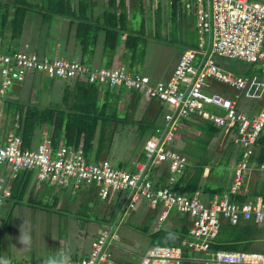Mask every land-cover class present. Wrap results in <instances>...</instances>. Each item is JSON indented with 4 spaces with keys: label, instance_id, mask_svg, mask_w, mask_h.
I'll use <instances>...</instances> for the list:
<instances>
[{
    "label": "built area",
    "instance_id": "built-area-1",
    "mask_svg": "<svg viewBox=\"0 0 264 264\" xmlns=\"http://www.w3.org/2000/svg\"><path fill=\"white\" fill-rule=\"evenodd\" d=\"M166 1L169 5L176 2L186 10L194 8L198 44L196 49L182 50L165 82L151 85L147 78L130 75L124 67L92 70L77 61L41 57L25 51L7 54L0 47V120L6 90L23 82L31 73L62 81L80 78L89 84L110 88L122 86L126 91L161 102L169 109L158 139L146 141L144 161L136 162L131 171L115 168L108 160L85 161L81 145L77 149H53L46 134L39 144L30 148L22 147V139L14 131L0 138V169L13 179L25 173L34 176L37 187L45 182L73 189L96 184L100 200L108 199L112 193L128 192L124 212L134 210L139 199L145 200L152 209L160 207L154 231L163 226L168 213L173 210L187 216L190 223L188 237L180 246H149L137 264H182L185 250L195 255L208 252L222 220L230 225L248 221L264 224V200L261 197L238 203L223 194L204 202L198 196L171 190L176 176L188 164L184 155L172 149L178 135V119L191 115L219 130L217 140L220 146L232 142L241 150V158L231 169L230 194L240 196L244 193L251 172L264 173V158L252 166L249 162L258 149V139L264 135V76L241 78L222 69L213 59L218 56L246 63L264 61V0ZM262 73L264 75V69ZM210 81L233 89L245 100L258 103V110L249 114L242 111L236 102L238 95L229 99L210 91ZM160 164H166L169 176L164 187L156 188L146 171L150 165ZM209 171L210 167H204L202 177H208ZM10 194L11 187L1 175L0 202L8 199ZM112 230L113 226H110V231H99L88 254L70 258L71 264H107L111 258L108 246L112 239L115 240ZM8 264L43 262L9 261ZM213 264H264V253L217 251L213 254Z\"/></svg>",
    "mask_w": 264,
    "mask_h": 264
},
{
    "label": "trees",
    "instance_id": "trees-1",
    "mask_svg": "<svg viewBox=\"0 0 264 264\" xmlns=\"http://www.w3.org/2000/svg\"><path fill=\"white\" fill-rule=\"evenodd\" d=\"M9 4L0 1V39L2 43L0 47L7 54L19 51L12 47V43L20 39V35L24 32L26 20L30 13L33 19L30 29L32 37L31 46L29 45V47L31 48L29 51H23L28 54L38 55L35 52L39 50L45 57H48L47 55L53 52L49 44H55V41H57L54 40L53 34H59L61 31L55 28L57 26L55 24L57 20L71 18L67 23L68 28L65 30L66 34L70 33L76 20L70 6V0H11ZM83 24V22L77 23L79 26L76 34H78V37H84V43L88 47L89 41L85 37V34L89 33L83 30ZM107 33L105 41L110 44V41H107V39L111 38L113 40V46L115 47L117 33L110 30ZM4 42H7V45H3ZM45 47H49V51H46ZM117 67H124L127 70V66ZM38 76L40 75L34 76L35 80L31 83L33 88L37 86V82L39 81ZM36 80L37 82L35 84ZM62 84L61 102L63 108L56 105L43 106L34 101L32 102L30 99L23 101L14 96L4 98L3 124L0 127V138L3 134L14 131L22 139V147L30 148L37 129L46 127L50 134L53 149H57L60 146L76 147L82 140L83 156L88 160L90 158L91 148H93L92 142L98 129L97 148L94 151V161L97 162L100 154L109 149L114 133L110 132L107 134L106 127L112 123L117 125L121 121L117 119V116L119 102L123 98L116 95L112 96L111 88L108 85H104L107 88L100 90L96 84H84V81L80 78H74ZM112 88L122 89L124 93L126 92L128 94L133 93V91H126L122 86ZM207 92L210 93V91ZM118 93L120 92L118 91ZM138 127L141 132L145 129L143 124H140ZM178 133L182 137L183 146L177 151L184 156L187 155L188 164L183 172L176 176V180L171 188L173 192L188 196H197L204 193L208 195L205 201L202 200L204 202L211 200L214 196L223 194H227L232 201L238 203H243L250 199L254 200L258 197L264 200V173L259 172L256 174L258 180L254 181L252 187L249 190L245 189L244 193L240 196L230 194L231 180L226 183L223 180H218L213 183L215 184L213 189H207V183H211L209 181L207 182V180L209 177H213L214 169L210 165V155L215 151L209 150L212 141L213 147H217L222 154L215 163L216 168L224 167L231 171L232 167L241 158V150L232 142H227L223 146H220L217 140L219 130L212 124L191 115L187 118L178 119ZM257 144L258 149H256V152H254L249 161L251 166L253 163L259 164L263 161L264 135L258 139ZM207 166L210 167L209 175L203 178L202 172L204 167ZM165 171L166 175L164 174V176H166L167 182V176H169L167 167ZM253 172L256 173V171ZM27 180L25 181L27 182ZM25 181L21 184V186L23 185V191L19 194L15 193V186H18L19 181L13 183L15 185L12 187L13 190L9 199L12 201L21 199L25 192V186H27ZM155 187L160 188L159 186ZM189 227L190 223L187 216L180 215L173 210L168 213L163 226L159 230L149 234L150 245L180 246L181 241L188 237ZM263 230L264 224L257 225L252 221L239 222L236 225L222 222L217 237L211 241L208 252L204 254L213 253L217 250L246 252L260 239ZM222 233L226 234V239L223 241H221L223 239ZM187 254L188 251L185 250V258ZM204 254L196 255L202 256ZM192 262V260L186 259L182 264H192Z\"/></svg>",
    "mask_w": 264,
    "mask_h": 264
},
{
    "label": "rangeland",
    "instance_id": "rangeland-1",
    "mask_svg": "<svg viewBox=\"0 0 264 264\" xmlns=\"http://www.w3.org/2000/svg\"><path fill=\"white\" fill-rule=\"evenodd\" d=\"M129 2V23L131 25V28L135 32L139 31V34H134V36L139 39L137 41L138 47L137 49H134V55L137 60H141L144 56L143 64H136L137 66L135 67V71L141 75H145L152 82L163 81L167 78L169 70L176 63L178 53H182V47L188 46V44H186V40L197 47L195 44L196 35L193 32V22L191 19H189L190 17H187L188 19H184V15L178 17L177 14H175L176 9L168 6L166 0H129ZM7 4L10 5L8 2ZM142 6H144V8ZM143 22L146 31H140ZM188 22L190 26H185V24ZM184 26L186 27V30L184 29ZM65 30L66 29H63V31ZM63 31H60L59 34H65V32ZM204 38L207 39L206 36ZM204 47H207L206 41ZM54 51L56 52L57 50ZM54 51L47 56L60 57V52L57 51L59 54H55ZM213 59L222 69L232 73L235 76L247 79L264 76L262 73V70L264 69V61H258L256 63H246L237 59H228L218 56H213ZM65 60L67 59L65 58ZM194 65H196V63ZM37 74H39L40 76H38L39 81H35V84L37 82L36 87H49V83L55 84L51 87V91H44L39 96V99L37 98V100H39V102L40 100L43 101L44 105H48V103L57 101L59 99L57 87L59 88L61 81H53L44 74ZM31 83L32 80L30 81L29 79H27L26 83L21 86L22 93L20 95V98L23 101L26 99L28 92H30L29 87ZM105 88L107 87H104L103 89ZM209 89L210 91L219 92L229 99H233L235 95H238L239 98L236 99L237 105L242 111L247 112L248 114L256 112L259 108L258 103L243 99L240 93H237L233 89L228 88L227 86H224L218 82L210 81ZM12 91L13 94L14 92L17 93L18 88L9 86L6 90V93H8L9 95ZM111 91L112 96H120L124 101L129 100V103L133 102V108H135L136 110H143L142 112L134 111V113L130 111V119L136 121V116L138 115L139 117L141 114L143 115V113H145V110H147V113L144 114L145 118H147L144 119V121L147 122L145 123V129L147 132H145V134L143 135V141H145L147 138L157 140L159 137L158 131H160V128L163 125L164 115L170 113L167 106L157 101H146L145 99H143L142 97H138V95L134 93H124V91L119 88H112ZM118 91L120 93H118ZM31 93L32 101L35 102V95H37V93H35L34 90H32ZM124 101L121 100L119 102L121 111L123 110ZM121 102H123V104H121ZM120 116L121 115L117 116L118 120H122L121 118H119ZM150 116L151 119L154 118L153 121H150ZM0 121H3V111ZM178 137L179 138L177 139V141L172 145L173 150H179L183 146L181 136ZM212 142L209 146V150L215 151L210 155V165L211 167L213 166L214 169L213 177L211 176L207 180V182H211L207 183V189H213L215 187V184L213 183L218 180H223V182L225 183L231 180L230 169L228 170L224 167H215L216 161L220 156H222V154L219 152L217 147H213ZM129 145H131V140L128 141V146ZM185 157H187V155H185ZM87 161L89 162V159ZM156 173L160 177H163L164 174L166 175V171L164 169L156 171ZM257 173L258 172L250 173V176L246 182V189L249 190L252 187L253 182L258 180V176L256 177ZM157 175L155 174L154 176L156 177ZM29 176L32 180H27V182L25 181L27 185L25 186V191L29 192L30 194L28 196L30 199L27 202L32 207L41 206L38 210L41 211V213H35L36 218L35 216L27 218L22 214L18 216V218H16V210H12L11 206L13 201L11 199H8L2 200L0 202V245L1 247L5 248L3 249L5 250V253H2L0 257H4V261L8 260L5 256L9 255V252L12 253V255L15 256V258H17V260L20 262H43L47 259L59 260V253L66 254L64 242H66V244L68 245V250H71L73 252L72 254L67 253L66 255H68L69 257L75 256L74 258H77L78 256L83 257V255L89 252L90 244L92 240L98 237L97 235L99 234V231H110V226L112 224L114 225L115 222L117 224V228L115 230H112V233L113 236H116V240L112 239L110 241V244L108 246L110 252H112V245L124 247L127 244H136L135 240L140 239V237H136L135 239V234L137 231L136 227L143 219V216L140 214L141 207L143 205H140V202L136 204V210L126 211L125 214L120 218V220L118 219L119 222L116 221L118 218L116 213L119 208L122 207L123 201L125 200L128 192L112 193L109 195L108 199L100 200L99 198H97V195L95 193L96 185L80 187V189L72 190L70 188L50 185L45 182L40 187H37L34 176ZM14 182H16V180ZM23 182L20 183L22 184ZM21 184H17L18 186H15V193L19 194L23 191V185L21 186ZM197 196L204 201L208 197V195L204 193ZM58 197H60V201H63L62 205H60ZM57 200L59 202V205H57ZM21 201L26 202L23 196L21 197ZM144 206L145 209L148 208L146 205ZM46 209L51 210L54 216H50L51 212H48ZM110 215L112 216L110 217ZM37 216H40L41 219L37 220ZM74 216L80 217V219H75ZM57 218H59L58 222ZM25 219L28 222L25 226L26 230L30 231L32 237L31 246L28 250H22L21 248L23 246L19 244L17 240L19 236V228L23 224ZM90 219L92 220L90 221ZM97 221H100L101 223ZM222 222H224V220H222ZM147 227L149 228V232L147 233L146 231L145 233L151 234V225L149 223L147 224ZM98 229L100 230L97 232ZM73 234L75 235L71 237V235ZM139 234L142 235V233L140 232ZM222 238L223 239L221 241L226 239L225 233H222ZM136 241L138 248L143 245L142 241ZM147 244L151 246L150 242ZM57 247L59 249L56 250L55 248ZM72 247L76 248L73 249ZM54 249L56 250V252L53 251ZM246 252H264V230L260 239L255 242ZM127 257H129V254H127ZM133 257L135 260L136 256Z\"/></svg>",
    "mask_w": 264,
    "mask_h": 264
},
{
    "label": "crops",
    "instance_id": "crops-1",
    "mask_svg": "<svg viewBox=\"0 0 264 264\" xmlns=\"http://www.w3.org/2000/svg\"><path fill=\"white\" fill-rule=\"evenodd\" d=\"M0 1L3 3L4 2H6V3L11 2V0H0ZM167 5L170 6L171 8L176 9L175 14H177L178 17L181 15H184V19H188L187 17H190L189 19H191L193 22V32L196 35V43L195 44L197 46L198 36H197V32L195 30V10H194V8L193 9L191 8L190 10H186L184 7H182V5H178L176 2H173L170 5L169 4H167ZM70 6L72 9V12L74 13V16L76 17V20L72 19L75 21H74L73 27L70 30V33L66 34V32L63 31V32H65V34H53V36L55 38L54 40H57V41H55L56 42L55 44H52V43L49 44L50 49H53V51L57 50L60 52L59 58L65 57L68 61H77V62L83 64L84 66H86L87 68L92 69V70H94V69H112V68H115L117 66H127L126 68H127L130 75H139L141 77H145V78H147L149 84H151V85L156 84L158 82H165L169 79L173 69L175 68V66L177 64V61H178L179 56H180V52L178 53L176 63L169 70L167 78L163 81H157V82L153 81L152 82L145 75H141L135 71V67L137 66L136 64H141V63L143 64L144 56H143V58L141 57L142 58L141 60L140 59L137 60L135 55H134L135 54L134 49H137V47H138L137 41L139 40L136 36H134V34H139V31L135 32L131 28V25L129 23V17H128V7L130 6L129 0H70ZM149 6H150V4H149ZM142 7L144 8V6H142ZM141 10H142V8H141ZM30 16H31V13L28 15V18L26 20V25L24 28V34L20 35V39L18 41H15L12 43V47L16 48L19 51H23V50L29 51V49L31 48V47H29V45L31 46L32 34H29V33H30V29H31V26L33 23V19H32V16L31 17ZM69 19L71 20L70 17L68 19L57 20V23H55V24H57V26L55 25L56 26L55 28H58L61 31H62V29H67L68 28L67 23L70 21ZM79 22L84 23L83 24V27H84L83 30L87 31L89 33V34H85V37H87L88 41H89L88 47H86V45L84 43V37H82V38L78 37V34H76L77 28L79 26V25H77V23H79ZM52 23L54 24V22H52ZM185 26H190L189 22L186 23ZM185 26H184V29L186 30ZM27 30H28V32H27ZM109 30L112 32L115 31V33H117V36H116L117 40L115 43V47L113 46V40L111 38L107 39V41H110V44L105 41L106 34H108L107 32ZM141 30L146 31L145 27H144V22H143V25L141 26L140 31ZM191 33H192V30H191ZM105 42H106V45H105ZM1 44L2 43H1V39H0V46H1ZM186 44H188V46L182 47V50H184V49H196L197 48V47H195V45H192V43H189L188 40H186ZM3 45H7V42H4ZM45 50L49 51V47H45ZM57 51L56 52L54 51V53L59 54ZM35 53L43 56L42 52L39 50ZM65 58H63V59H65ZM37 75H39V74H33V73L28 74L25 77L24 81L21 82L20 84L11 85L12 87L18 88L17 94L15 92H14V94H11V93H13V91H12L9 95H8V93H6L5 98H7V96H14V97H18L19 99H21L20 98V95L22 93V91H21L22 87L21 86H23V84L26 83L27 79H29L30 81L31 80L34 81L35 80L34 76H37ZM62 83L63 82L60 83L59 88L57 87L59 99L57 101H54V102L51 101L52 103H48V105H50V106L56 105V106L63 108V105L61 102L62 89H63ZM49 84H50L49 87L43 86L44 89L42 88V86L33 88L32 85H30V87H29L30 92H28L26 99L32 100L31 91L34 90V92L37 93V95H35V102L45 106L43 104V101L40 100V102H39V100H37V98L39 99V96L44 91H46V90L51 91L52 90L51 87L54 86L55 84H53V83H49ZM84 84H87V82H84ZM97 87L100 90L104 88V86H99V85H97ZM38 92H39V94H38ZM133 93L138 95V97H142L136 92H133ZM130 94H132V93H130ZM142 98L145 99L146 101L148 100L144 97H142ZM122 101H124V100H122ZM148 101H154V100H148ZM121 104H123V102H121ZM127 104H131V105L126 106ZM124 106H123V110L121 111V108L119 105V111H118V115H121L119 118H121L122 120L119 121V123L117 125H115V123H112L106 127L107 134L110 132L111 133L114 132V133L112 135L111 144H110L109 149L100 154L97 162H100L101 160H108L112 164V166H114L115 168L123 169L126 171H131L133 169V165L136 162L144 161V145H145L147 140H150V138H147L145 141H143V135L147 131H146V129H144L141 132V130L138 127L140 124H143V126H145V123H147L144 121V119H147V118H145V115H144L145 113H147V110H145V113H143V115L141 114L139 117L137 115L135 118L136 121H134L133 119H130V111L132 113H134V111H136V112L141 111L142 112L143 110H136L135 108H133V102L129 103V100L124 101ZM167 114H169V113H167ZM150 119H151V116H150ZM153 120H154V118H152L150 121H153ZM163 123H164V121H163ZM2 124H3V121H0V127L2 126ZM97 131H98V129H97ZM97 131H96V136L94 137V140L92 142L93 148H91L92 150H91V154H90V158H89V162H92V163H97L94 161V156H95L94 151L97 148V146H96L97 145V143H96L97 142V134H98ZM6 134H8V133H6ZM6 134H3L2 137H4ZM44 134H46L50 138L49 131L47 130L46 127L37 129L34 141L32 143V147H34L36 144H38L40 142L41 137ZM158 134H160V131H158ZM129 140H131V145L128 146ZM175 141H177V139ZM82 143L83 142L81 140V142L78 143V146L82 145ZM104 144L106 145V143H104ZM132 145H133V147H132ZM85 161H87V160L85 159ZM166 167H167L166 164H160V165H156V166L150 165L147 168V171H146L147 176L149 177L150 180H152V182L154 183L155 186H159V187L165 186L166 176L163 175V177H160L157 175L156 171H160L161 169L166 170ZM155 174L157 175L156 177L154 176ZM1 175L6 179L7 183L10 185L11 192L13 190V188H12L13 185H15V184H13V182L15 180L20 181V182H23L26 179H28L29 181L32 180L31 177L29 175H26L25 173H20L16 178L13 179L10 177L8 172H4V174H3L1 169H0V176ZM30 175H32V174H30ZM18 184H21V183H18ZM29 186H31V185H29ZM87 186L88 185L83 186V187H87ZM70 189L77 190V189H80V187L77 189H73L70 187ZM97 189H98V186L96 185V189H95L96 195H97ZM29 195H30L29 192H26V191L23 194V198L26 200V202L21 201V199L17 200V201H13L11 206H12V210H16V215H17L16 218H18V216H20L21 214L27 218H31L33 216H35V218H36L35 213H38V212L41 213V211H38L41 206L40 207H32L29 205V203L27 202L30 199L28 197ZM43 198H46V197H43ZM97 198H98V196H97ZM58 199H59L60 205H62L63 201H60V197H58ZM144 201L145 200H143V199H139L137 202V203L140 202L141 203L140 205H143L141 207V211H140L141 212L140 214L143 216V219H142V221H140V223L136 227L137 231L135 230L136 231L135 239H136V237L137 238L140 237V239H136V240L142 241L144 246L142 245L141 247L138 248L136 240H135L136 244H133V245L127 244L124 247L112 245L113 246V247H111L112 252H110L111 258L107 262V264H137L142 253L147 248V246H149V244H147V243L150 242V236H149V234L145 233V230L146 229H147V231L149 230V228L147 227V224L149 223L151 225L150 232L154 231V223L156 221L158 212L160 211V207L152 209V208H150L149 205H147L148 203L145 201L147 203L146 204ZM59 202L57 200V203H58L57 205H59ZM136 204H135L134 210H136ZM144 205H146L148 208L145 209ZM123 206H124V201H123L122 207H120L116 213V215L118 216L116 221H118V222H119L120 218L126 212V211L125 212L123 211ZM19 210H20V212H19ZM46 210L48 212H51L50 216L51 215L54 216V214H52L51 210H48V209H46ZM131 211H133V210H131ZM44 212H42V213H44ZM112 215H110V217ZM116 215H115V219H116ZM40 216H37V220L41 219ZM74 218L80 219V217H75V216H74ZM58 219L59 218H57V222H58ZM91 220L92 219H90V221ZM97 222H100V221H97ZM111 226H113V230H115L117 228L116 222L114 225L112 224ZM99 230L100 229H98L97 232ZM138 231L140 233H142V235L139 234ZM74 235L75 234L71 235V237H73ZM114 237L116 240V236H114ZM64 246H65V253L66 254L67 253L68 254L73 253L71 250H68V247H67L68 245L66 244V242H64ZM75 248H73V249H75ZM3 249H5V248L1 247V245H0V255L2 253H5V250H3ZM55 249L57 250L59 248L57 247ZM55 249L53 250L54 252H56ZM87 254L83 255V257L86 256ZM127 254H129V257H127ZM11 255H12V253L9 252V255L5 256V257H7L6 259H8V260H5V261H7V262H9V261L20 262L17 260V258H15V256H13V255L11 256ZM207 255L208 254H204L202 256H197L194 254H190L188 252L187 258L194 262V263L192 262V264H211L210 256H207ZM133 256H136L135 260H134ZM74 257L75 256H70V258H74ZM78 257L81 258L82 256H78ZM3 258L0 257V260L4 261ZM194 259L196 261H194Z\"/></svg>",
    "mask_w": 264,
    "mask_h": 264
},
{
    "label": "clouds",
    "instance_id": "clouds-1",
    "mask_svg": "<svg viewBox=\"0 0 264 264\" xmlns=\"http://www.w3.org/2000/svg\"><path fill=\"white\" fill-rule=\"evenodd\" d=\"M50 58V57H49ZM51 58H59V57H51ZM60 59H63V58H60ZM65 60V59H64ZM33 74H37V73H33ZM46 76V75H45ZM50 79V78H49ZM53 81H55V79H52ZM72 80V79H71ZM82 80V79H81ZM61 82H65V81H62V80H60ZM67 81H69V80H67ZM164 126V123H163V125H162V127ZM161 127V128H162ZM160 128V129H161ZM177 138L176 139H178L179 137L178 136H180L179 135V133H178V130H177ZM18 136V135H17ZM50 139V138H49ZM182 139V138H181ZM41 140H42V137H41ZM41 140H40V142H41ZM150 140H152V139H150ZM176 142V141H175ZM39 144V143H38ZM37 145V144H36ZM35 145V146H36ZM34 146V147H35ZM82 146V145H81ZM60 147H66V146H60ZM60 147H58V148H60ZM79 146H77V147H66V148H73V149H77ZM83 148V147H82ZM175 151H177L176 149H175ZM82 152H83V150H82ZM178 152V151H177ZM183 155V154H182ZM84 157V156H83ZM85 159V158H84ZM246 189V188H245ZM10 196H11V194H10ZM10 198V197H9ZM8 198V199H9ZM3 200H6V199H3ZM224 222H227V221H224ZM28 222H27V220L25 219L24 220V222H23V224L20 226V228H19V236H18V238H17V240H18V243L19 244H21L23 247L21 248L22 250H28L29 248H30V246H31V242H32V237H31V234H30V231H28V230H26V224H27ZM222 223V222H221ZM217 237V236H216ZM217 251H224V252H243V251H230V250H217ZM217 251H215V252H217ZM215 252H213V253H209L208 255L210 256V259H211V264H213V254L215 253ZM262 253H264V252H262ZM195 255V254H194ZM59 256H60V258H59V260H57V259H47V260H45V261H43V264H71V261H70V257L68 256V255H66V254H64V253H59ZM198 256V255H197ZM186 259H188L187 257L185 258V260ZM184 260V261H185ZM183 261V262H184ZM194 261H196V260H194ZM0 264H8V262L7 261H0Z\"/></svg>",
    "mask_w": 264,
    "mask_h": 264
}]
</instances>
